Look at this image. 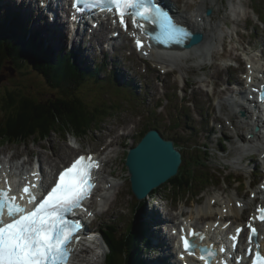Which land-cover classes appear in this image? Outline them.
<instances>
[{"label":"snow or ice","instance_id":"6c2138e0","mask_svg":"<svg viewBox=\"0 0 264 264\" xmlns=\"http://www.w3.org/2000/svg\"><path fill=\"white\" fill-rule=\"evenodd\" d=\"M95 2L106 5L104 10H115L119 22L125 27L124 17L129 11L134 17V23L143 21L153 25V29H148L144 24L136 23L157 43L182 45L194 35L186 24L178 23L158 0ZM136 43L143 47L142 41L137 40ZM261 100H264V96H261ZM98 166V162L91 156L78 157L59 173L55 186L31 211L17 203L16 197L9 195V190L0 189V264H68L71 256L69 246L73 239L78 241L76 233L80 229L79 222L68 219V214L81 207L82 202L91 195L95 186L92 180L93 169ZM23 192L29 194V202L36 200L28 186L24 187ZM5 209L8 220L4 219ZM260 219L264 220V210H261ZM249 228L253 234L250 237L252 239L258 232L251 225ZM183 244L186 250L194 247L187 238H184ZM256 256L253 264H264V254L257 252Z\"/></svg>","mask_w":264,"mask_h":264},{"label":"rangeland","instance_id":"374dc122","mask_svg":"<svg viewBox=\"0 0 264 264\" xmlns=\"http://www.w3.org/2000/svg\"><path fill=\"white\" fill-rule=\"evenodd\" d=\"M179 3L183 4L185 9L183 12H186L192 8V7H196L199 8L200 10H202V6L201 3L203 0H177ZM218 0V4H219ZM13 5V7H19L21 6V1L17 3L16 0H11L10 1ZM26 4H28L27 1H25ZM24 4V2H23ZM175 5V3H174ZM176 6V5H175ZM219 8V12L218 14H214L213 16L215 17V20H217V22H219L220 24L222 22L228 21L230 20L229 15H223L224 10L221 7ZM36 9L33 6L30 10V14H36L35 13ZM207 22V19L204 18ZM210 25V26H209ZM206 27L208 28H213L214 27V22H208V25H206ZM66 30V29H65ZM63 34L66 37L65 31H63ZM54 37V36H53ZM14 42H16L17 47H19L22 50L23 56L26 57V55L24 54L25 52H28L29 50H27V47L30 45V43L34 42L33 40L26 38V34L25 36L21 35V34H17L15 35V38H13ZM208 40V39H207ZM36 41V40H35ZM66 41V40H65ZM37 43V42H36ZM71 48L70 45H66V47L64 49H60V51L62 52L60 54V56L57 58V61L62 60V63L60 64L62 67L67 68L66 66L68 65L67 60H64V56L65 54H63V51H67V49L69 50ZM244 48H246L244 46ZM87 50V49H86ZM240 47L238 46H233L230 49L226 50L227 54L230 55V57H235L238 59H241V54L239 52ZM87 55L89 56V62L91 67H93V58L96 57H100V50L96 51H92V50H87ZM213 53L215 54V61L210 64L208 66V68L210 69V73H209V79L207 81L213 82V84L216 87V95L219 94L221 95V93H223L222 90H218L217 87L220 84V81L217 79L218 76H220L226 69V67L219 61L220 57H223L224 52L222 53L221 51L217 50L216 47L213 49ZM113 53L110 52V56H112ZM3 57L6 56V54H2ZM176 60V59H174ZM11 61V60H9ZM132 62V63H131ZM24 65H22V67H20L19 64L15 65V70L14 69H9L7 67V70L5 71H10L11 75H4L1 74L0 78L2 77V81L0 82V97L3 96L5 94V90L6 88L9 89H14V93H16L17 91H20L21 93L24 91L26 93L27 89H31L33 90L34 93L38 94L39 93V100H43V101H48L50 97L53 96H64V94L59 93V92H49V88L46 87L45 83L46 81L44 80V78L40 75V73L34 68V65H32L31 61L29 59H26L25 61H23ZM6 65L13 67L14 64L13 63H6ZM141 65V62L138 61V59H134L131 60L129 62V64L125 65V67L123 68L122 65L118 66L117 68L120 71H123L126 74V79L130 80V82H132L133 84L135 83L136 79H139L140 85H144L147 87L148 83L151 84L150 87H154L153 83H154V76L152 74L149 75V77L145 80V74H142L141 71L139 70V66ZM129 67H131L129 69ZM135 67V68H134ZM68 68H71L70 66ZM111 68V67H110ZM19 69V70H18ZM101 70V69H99ZM98 69H95L93 67L91 73L96 72L97 78L96 80L93 81H89V76H84L83 80L80 83L81 88L84 91L85 96L89 97L91 100L93 99V97H96L97 95L99 96V99L102 100L104 98L109 99V101H112L114 99H116L117 97L115 96V94H121L123 95V98L128 101V96H129V92H127L126 90H123L120 87H117L113 84H110L108 78V74L107 72H105V74L101 73V75L98 74L99 72ZM95 75V73L93 74ZM114 76L118 75L117 71H115L113 73ZM144 78V80H143ZM134 80V81H133ZM142 83V84H141ZM201 85V82H199V85ZM122 87V86H121ZM128 87V86H127ZM231 87H229L228 89H230ZM155 89V88H154ZM232 89V88H231ZM107 91V92H111L110 95H106V94H101L99 92V94H97V91ZM33 92L30 91V93L34 94ZM145 98H148V94H150L148 92V87L145 89ZM189 96V94H188ZM130 97V96H129ZM157 97V93H155L154 98ZM131 98V97H130ZM132 99V98H131ZM133 100V99H132ZM184 100H188V99H183ZM136 107L138 108V112H140V108L139 106L136 104ZM127 108V107H126ZM133 106L130 107L128 110L124 109L122 113L117 112L116 110H111L109 116L104 117L102 119V121H99L98 124H96L95 126H93L91 128V131L89 132V134L82 138V137H77L78 139V144H76V142L73 139V136H61L58 133L52 134V136L46 140L44 142L45 147H41L40 145H27V146H21L16 148V150H18L19 152H23V153H27L28 151L31 150H35L36 152H43L46 153L50 156H52L54 153H59V151L62 148H73L72 144L75 143L74 145H76V148H73L74 151L70 154V157H72L75 153L79 152V151H85L88 152L91 149H95V150H100L101 145L105 142L106 137L108 135L114 136L116 137V141L118 143V147L120 149V157L117 160V166L119 169V172L121 174H125V170H124V164H123V160H122V154L123 151L125 149H127L128 147H130L133 143V141H135V139L139 136V125L144 124L143 122H140L139 124H137V126L131 131L130 126H128L127 128H123L122 130H124V132H121V129L119 130V127L123 126V122L125 121L128 122V120L131 119L132 117V110H133ZM14 110L15 107H13ZM1 116V115H0ZM145 120L147 124L151 125V124H157L159 126V122L157 121H151L149 119H146L145 117H141V121ZM82 122H84V124L86 125L89 121L88 120H80L77 123V125H82ZM127 130V131H125ZM82 138V139H81ZM127 139V140H126ZM69 141V143L67 144L66 142ZM127 141V142H126ZM42 144V143H41ZM69 145V146H68ZM94 146V147H93ZM62 147V148H61ZM93 147V148H90ZM131 149V148H130ZM2 152V151H1ZM9 155H7L8 157ZM49 156V157H50ZM27 159V156H25L23 158V160ZM69 159V157H68ZM118 172V173H119ZM119 173V175H120ZM115 181L120 184V186L122 185V182L120 181L119 177L115 178ZM131 185H127L126 190H125V186L121 187V194L126 193V191H128L129 187ZM222 187H225V184L222 185ZM213 189H211L212 191ZM119 190H117L115 192V196L117 195ZM210 197H207L206 202H208ZM184 200H186L185 198H182ZM116 201V200H115ZM125 200L122 198H119V202L117 203V209H121L122 207H124L125 205ZM153 206V205H152ZM181 208L183 209V211H185L186 207H188L187 202H185L184 204L180 205ZM148 208V207H147ZM117 209L113 208L111 209V214L107 213L106 215H102L101 218L98 219V223L96 222V224L94 225L96 228L99 227V225L101 223L105 224V222H112L113 224H115L116 226H118L119 228L122 225V220L120 219V215L116 214L118 212ZM152 208H148V210H151ZM169 220H171L172 217L171 213L169 211ZM124 219H128V216L122 215L121 216ZM125 226H123V228L118 229L117 227H115V230L117 231L118 234H121L124 231ZM137 242H141L140 239L137 240ZM98 249V248H96ZM101 250H103L101 248ZM140 250H142L141 252V256L143 258H146V256H144V252H143V245L140 247ZM97 252V251H96ZM95 252V253H96ZM137 255L134 257V261L137 260ZM96 258V256L94 255V259ZM119 259H117L118 261ZM93 264V262H92Z\"/></svg>","mask_w":264,"mask_h":264},{"label":"trees","instance_id":"16d2710c","mask_svg":"<svg viewBox=\"0 0 264 264\" xmlns=\"http://www.w3.org/2000/svg\"><path fill=\"white\" fill-rule=\"evenodd\" d=\"M27 50L29 51L24 53L25 57L13 39L9 40L0 36V75H11L10 71H5L8 67L7 62L8 64L13 63V68H15L16 64L22 67L24 65L23 61L29 59L46 81L47 87L64 94V96H53L48 101H43L39 100L40 96L36 95L31 89H27L26 93L24 91L14 93V89L6 88L5 94L0 97V114H9L12 108L15 107L16 113L10 116L9 124L10 127L23 131L38 126L47 128L49 131H76L83 137L87 136L89 130L98 122L99 115H105L108 111L102 105H90L85 98L77 93V91H81L80 83L86 73L83 74V69L75 61L68 60L67 68L62 67L60 65L62 60L57 61L60 54L52 52V55H50L34 42L30 43ZM4 53L6 54L5 57L2 56ZM66 57L65 55L64 60H66ZM89 59L87 57V60ZM82 62L83 68L93 69L90 65L91 62H88V64L84 60ZM69 66L71 68H68ZM87 76H89V81L96 78V76L89 73ZM186 119L187 122H185ZM80 120H88L89 122L86 125L82 122V125L79 126L75 122ZM102 120L104 119H100V121ZM183 121L192 132L190 126L196 124L192 114L187 113L186 116H183ZM180 137L173 136L171 138L175 141ZM175 145L180 148L179 143L175 142ZM204 165L207 168L209 167L206 161ZM184 180L189 183L186 178ZM167 190L182 199L178 195L176 187L168 186ZM103 234L110 246V253L108 254L110 257L108 256L107 264H131L130 247L133 243H137L135 242L137 236L136 225L131 223L121 234L117 233L114 226L107 227L104 228ZM111 254H114L113 258ZM117 259L119 260L117 261Z\"/></svg>","mask_w":264,"mask_h":264},{"label":"bare ground","instance_id":"6f19581e","mask_svg":"<svg viewBox=\"0 0 264 264\" xmlns=\"http://www.w3.org/2000/svg\"><path fill=\"white\" fill-rule=\"evenodd\" d=\"M10 1L11 0H0V18L5 15V11H6V9L8 7H13V5H12V3ZM25 1L26 0H21V4L22 5L19 6V7H15V6L14 7L20 9L21 11L25 12L29 16V18H30V20H29V29H33L39 23L40 16H37L36 17L35 14L34 15L33 14H30V10H31V8L34 5H32L30 2H28V4H26ZM57 1H59L60 6H62V10H63L64 15L66 17L67 24H68V26L71 29L73 9H71V7L67 4L66 0H57ZM23 2H24V4H23ZM163 5L166 6V10H169L170 14H172L173 16H175V12H174V9H173V7L175 8V5L173 3H169L167 5L163 4ZM212 5H213V1L212 0H203L202 3H201L202 10H200L199 8H197L195 10V13L194 14L198 18L199 17H203V19H204L205 18L204 17V12H203L204 9L206 7H209V6H212ZM215 5L217 6L218 3H216ZM10 9L11 8L8 9L7 15H10ZM43 11H44V6L42 5L41 15H43ZM49 12H53V11H49ZM218 12H219V8L215 11L214 14H218ZM223 15H227V13L223 12ZM42 18L45 19V16H42ZM192 19H193L192 16L188 15L186 12H183L180 15V22H182V23H186V24H190L191 25L192 24ZM207 20L208 21L206 22V20L204 19V21L206 22V25H208V22H214V27L211 28V29L208 28V27H205L204 28V32H205L206 37H205L204 43L199 47V50L202 52L203 55H206V56H209V53L208 52L210 51L211 54H212V56H213V58H214L215 57V54L213 53V49L216 47L215 42L219 38L218 29L221 26V24L219 22H217V20H215V17L214 16H212L210 19H207ZM46 24L50 25V28H52V32L54 34L53 39H57L58 38V39H60L62 41V44H61L60 49H64L66 47V44H65V40L66 39H65V35L63 34V31H65L64 30L65 25H64L63 21H61L60 18L57 17V19L54 22H52V21L50 22L49 20H47L46 21ZM38 28L39 27L37 26V29ZM105 28H108V26L105 25ZM19 30L22 31L23 28L20 27ZM73 38H74V40H77L78 41V45L74 41L73 48L74 49H78L80 56L82 57V55H83V57L87 60V57H89L87 55V52H86L87 51L86 50L87 48H85V47H83V46H81L79 44V39L77 38V36L74 35ZM243 49H246V48L243 47ZM223 56H229L230 57V55H228L226 51L224 52V55ZM156 57L161 60V64H163L164 65L163 67H166V68L169 67L171 64H173V62H175L174 59H176L173 56H168V55H165V54H161V55L156 56ZM118 60H120L121 62H124V59L122 57H119ZM87 64H88V62H87ZM87 66H89V65H87ZM91 71H92L91 69H85V68H83V74L86 73V75H87L88 73H91ZM80 80H81V78H80ZM143 80H144V78H143ZM199 82L200 81H198V80H192L190 82L191 85L194 87V96L195 97H200V96L206 95L207 98H208V100L211 101L212 100V95H210L208 93V91L202 86V84L200 86H198L199 85ZM218 87H219V85H218ZM218 87H217V89H218ZM228 88L229 87H227L225 89H222V91H231L233 89L232 87H231L232 89L231 88L228 89ZM48 90H49V92L51 91V89H48ZM214 95H216V87H215V93H214ZM210 106L212 108L215 107L213 103H210ZM222 108H223V110H225L227 112L229 111L227 105H223ZM228 113H230V112H228ZM192 117H193V115H192ZM193 119L195 120V123H196L197 122L196 119L194 117H193ZM185 122H184V124L186 125ZM236 127L238 128V130L240 132H243L245 130V126L244 125H237ZM120 129L121 128H119V130ZM122 129H121V132H124V131H122ZM129 130H131V126H130V129ZM109 137H110V139H108ZM207 138H208V141L210 143H214L212 141V138H210V136L207 135ZM255 142L256 143H254L253 146L258 151H260L262 149V147L260 145V141H255ZM66 143L68 144L69 141H67ZM78 143L79 142L76 141V144H78ZM104 143L106 144L105 151H108L110 148H113L111 150V152L107 156L109 158H107L106 167L108 166L109 167V170H108V176L105 177L107 180L105 181L104 184L105 185H109L111 183L112 184L111 190H113V191L119 190L118 193L121 194L120 184H118L115 181V178H117L119 176L118 167H117V160H118V157L119 156H118V149H117L118 143L116 141V137L111 136V135H108L106 137V140H105ZM133 146H134V144L131 145V147H133ZM93 147H90V148H93ZM73 151H74V149L73 148H70V147H68V148H62L57 155L62 159L61 162L62 163H65L66 162V159L68 158V156H70V154ZM222 152L224 153V151H222ZM262 152H264V150ZM29 153L30 154H33L34 153V150H31L30 149ZM111 153H114V155H110ZM19 155H20V152H15V153L9 155L8 157L6 156V159L11 158V159H13V161H15L16 158ZM1 160H3V158ZM39 160L41 161V164L45 167V174L47 175V180H48L49 174H48V172H46L47 171L46 165H48V167L51 168L52 170H54L55 168L61 167V164H58V162L56 163L54 157H49L46 153H43V152L42 153L41 152L39 153ZM1 164H2V162H1ZM26 164H27V162H24V163L18 162L17 164L16 163H13L14 167H17V168L24 167ZM129 181L133 184V182L130 179H129ZM148 183H149V180H147L145 182V185H148ZM167 188H168V186H164V189L166 191H168ZM104 192H105V190L103 188H101L100 191H99V193L96 195V197L99 198ZM125 194L126 193H123L122 195L125 196ZM213 198H217L218 200L222 201L219 196H212L210 198V201H209L208 205L206 206L205 210L203 211V213L200 214L203 218L204 217H206V218L212 217V216H214V214H216L217 210L211 204V201H212ZM178 199L180 201V205H182L185 202H187L184 199H180V198H178ZM237 200H241V198H238L237 197V198L234 199L233 197H230L228 200L224 201V203H221L220 204L221 205V208L219 209V212H221L224 207H229L230 208V213L232 214V216L233 217H236V218H240L246 212V210L249 208V204L254 201L252 199H247L246 200V207L243 208V209H240V208H238L236 206H231V202L232 201L237 202ZM114 203H115V201H112L110 198H108L107 205L110 206L109 211H111V209L113 208ZM187 204H188V207H186L185 212L189 213L190 211H192L193 206L192 205H189L188 202H187ZM146 206L148 208H152V205H150V204H147ZM150 213H151V217H152V220H153V224L152 225H149V228L151 230V233L149 235V240H146V241L147 242H151V248L152 249H155L156 247H158L159 249L165 250V252L163 254H161L160 256H157L155 259L148 258V263H150V264H167V260H166V256H167L166 247H167V244H165L164 243V240H163V237L164 236H163V232L161 230V225H162L163 222L169 221V216H168L169 215V211L168 212H165V216H158L157 215V212L155 210H152ZM104 214H105V212L102 215H104ZM170 218H172V217H170ZM189 218H192V219L195 220L196 219L195 212H193L189 216ZM124 220H127V219H124ZM96 222H97V217L94 218L91 221L90 225H91L92 228H90L88 226V230H89L88 232H91V230L93 228H95L94 225L96 224ZM100 229L101 228H99L98 230H100ZM98 230H96V231H98ZM154 239H157L159 241L157 245L154 242ZM94 242H95V239H91L90 245H92ZM100 246L103 248V250L102 251L97 250V252L95 253L96 259L93 260V263L94 264H107L106 263V257H107V253H108L109 250L108 249H105L106 247L103 244H101ZM149 251H152V250L150 249ZM111 257L113 258L114 257V254H111ZM168 259H169V261H174V260H171V258H168ZM78 263H79V261H77V264ZM80 264H89V263L86 262L85 260H83V261H80Z\"/></svg>","mask_w":264,"mask_h":264},{"label":"water","instance_id":"95a60500","mask_svg":"<svg viewBox=\"0 0 264 264\" xmlns=\"http://www.w3.org/2000/svg\"><path fill=\"white\" fill-rule=\"evenodd\" d=\"M200 38V35L197 36L196 41ZM2 79L1 77L0 82ZM180 163V156L174 149L173 142L164 140L155 130L150 131L128 157L127 164L133 174V188L137 195L147 196L154 187L175 175ZM147 180L149 183L145 185Z\"/></svg>","mask_w":264,"mask_h":264},{"label":"clouds","instance_id":"9594fccd","mask_svg":"<svg viewBox=\"0 0 264 264\" xmlns=\"http://www.w3.org/2000/svg\"><path fill=\"white\" fill-rule=\"evenodd\" d=\"M8 119H10V118H8ZM97 151H99V150L91 149L88 152H97ZM88 152L79 151V152L75 153L73 156H85Z\"/></svg>","mask_w":264,"mask_h":264}]
</instances>
